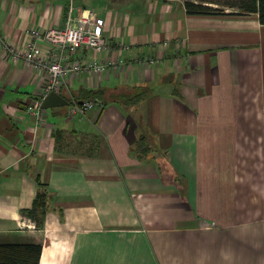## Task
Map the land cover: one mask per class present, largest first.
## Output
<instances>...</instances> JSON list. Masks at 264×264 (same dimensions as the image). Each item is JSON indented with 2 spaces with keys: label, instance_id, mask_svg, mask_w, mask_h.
<instances>
[{
  "label": "crops",
  "instance_id": "1",
  "mask_svg": "<svg viewBox=\"0 0 264 264\" xmlns=\"http://www.w3.org/2000/svg\"><path fill=\"white\" fill-rule=\"evenodd\" d=\"M187 1L0 0V243L41 244L40 264H264V25L224 2L191 0L220 9L192 13ZM72 8L104 20L109 49L66 62L110 65L68 75L69 105L38 120L27 110L46 74L3 47L64 27ZM87 91L107 101L69 114ZM213 121L236 144L225 155L204 141ZM39 183L43 227L24 214Z\"/></svg>",
  "mask_w": 264,
  "mask_h": 264
},
{
  "label": "built area",
  "instance_id": "2",
  "mask_svg": "<svg viewBox=\"0 0 264 264\" xmlns=\"http://www.w3.org/2000/svg\"><path fill=\"white\" fill-rule=\"evenodd\" d=\"M27 37L29 41L25 49L15 48L8 43L4 45L3 49L10 59L22 60L35 70L44 71L46 74L47 82L43 97L33 102L27 110L38 120L42 119L44 113V109L41 107L43 98L52 91L59 93L68 75L72 73L99 74L106 69L107 64L110 65L109 62L98 60L83 64L66 62L68 52H77L86 48L101 54L109 49L105 35V22L94 11L82 10L79 14H74L72 8L64 27L45 30L32 29L28 32ZM153 62L152 59L144 61V63ZM96 103L98 102L73 103L69 114L84 116ZM31 227L35 228V226Z\"/></svg>",
  "mask_w": 264,
  "mask_h": 264
},
{
  "label": "trees",
  "instance_id": "3",
  "mask_svg": "<svg viewBox=\"0 0 264 264\" xmlns=\"http://www.w3.org/2000/svg\"><path fill=\"white\" fill-rule=\"evenodd\" d=\"M191 0H188L186 7L192 13H218L220 9L205 5H196ZM201 2L215 3L224 2L226 6L238 8L247 13H257L261 24L264 25V0H198ZM104 91H87L85 101H107ZM125 97V96H122ZM145 93H140L133 98L129 97L126 102L137 103L144 99ZM109 102V101H108ZM78 103V104H81ZM46 188L39 183V191L33 207L24 211V214L29 216L37 223L38 227H43L46 215L49 211V198ZM42 245L35 243H0V264H40L42 254Z\"/></svg>",
  "mask_w": 264,
  "mask_h": 264
},
{
  "label": "rangeland",
  "instance_id": "4",
  "mask_svg": "<svg viewBox=\"0 0 264 264\" xmlns=\"http://www.w3.org/2000/svg\"><path fill=\"white\" fill-rule=\"evenodd\" d=\"M236 108V111H239L240 109L242 110H247L251 109L250 107H244V106H227L225 108L226 111L221 109V114H231L234 113V110ZM223 118V116H221ZM228 124H231L228 123ZM209 127L205 128V135H204V141L209 144V146L217 152V149H219L220 152H223L224 155L231 152L232 149L234 148L232 142H230L231 139L228 137L226 138V132L222 129L225 123L223 122H216L213 121L211 123H206ZM211 125L213 127H211Z\"/></svg>",
  "mask_w": 264,
  "mask_h": 264
},
{
  "label": "water",
  "instance_id": "5",
  "mask_svg": "<svg viewBox=\"0 0 264 264\" xmlns=\"http://www.w3.org/2000/svg\"><path fill=\"white\" fill-rule=\"evenodd\" d=\"M69 102L56 91L50 92L42 100V109L48 110L52 108L68 106Z\"/></svg>",
  "mask_w": 264,
  "mask_h": 264
}]
</instances>
